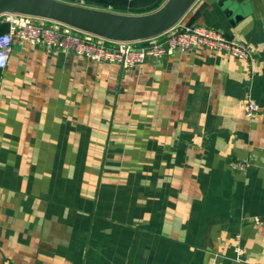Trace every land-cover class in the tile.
<instances>
[{
	"label": "crops",
	"instance_id": "1",
	"mask_svg": "<svg viewBox=\"0 0 264 264\" xmlns=\"http://www.w3.org/2000/svg\"><path fill=\"white\" fill-rule=\"evenodd\" d=\"M203 2L195 25L249 61L193 48L124 69L13 42L0 264H264V116H245L246 95L264 107V0H197L177 23ZM10 13L66 24L34 5L0 24Z\"/></svg>",
	"mask_w": 264,
	"mask_h": 264
},
{
	"label": "built area",
	"instance_id": "2",
	"mask_svg": "<svg viewBox=\"0 0 264 264\" xmlns=\"http://www.w3.org/2000/svg\"><path fill=\"white\" fill-rule=\"evenodd\" d=\"M81 7L94 8L84 3L68 2ZM8 32L0 36V71L4 70L14 41L19 44L38 46L45 51L59 50L83 57L95 63H110L122 68H133L147 60L160 59L176 51L184 52L193 48H204L228 54L239 60L249 61L251 49L239 41L228 40L225 36L205 26L193 25L186 28L176 23L170 29L148 38L118 40L76 29L70 25L53 23L37 25L28 16L10 13L6 17ZM245 116H264V107L258 105L249 95L245 98ZM250 163L237 160L229 163L233 171L244 173ZM257 225H264V219L253 218ZM237 255L242 253L236 247Z\"/></svg>",
	"mask_w": 264,
	"mask_h": 264
},
{
	"label": "water",
	"instance_id": "3",
	"mask_svg": "<svg viewBox=\"0 0 264 264\" xmlns=\"http://www.w3.org/2000/svg\"><path fill=\"white\" fill-rule=\"evenodd\" d=\"M196 1L173 0L156 15L133 18L115 16L95 8L81 7L68 2L84 3L94 7L140 10L153 6L158 0H0V16L34 5L74 28L107 38L132 40L152 37L170 29L191 11ZM225 3L226 6L232 4L229 1ZM217 5L223 9L221 3ZM207 6V2H203L195 8L184 26L188 28L195 25ZM8 27L7 22L0 24V36L8 32Z\"/></svg>",
	"mask_w": 264,
	"mask_h": 264
},
{
	"label": "rangeland",
	"instance_id": "4",
	"mask_svg": "<svg viewBox=\"0 0 264 264\" xmlns=\"http://www.w3.org/2000/svg\"><path fill=\"white\" fill-rule=\"evenodd\" d=\"M173 0H158L153 6L140 10L112 9L107 7H94L95 9L120 17L143 18L156 15L163 11Z\"/></svg>",
	"mask_w": 264,
	"mask_h": 264
}]
</instances>
